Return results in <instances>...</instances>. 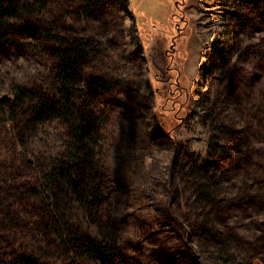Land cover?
I'll use <instances>...</instances> for the list:
<instances>
[{
	"label": "rangeland",
	"instance_id": "374dc122",
	"mask_svg": "<svg viewBox=\"0 0 264 264\" xmlns=\"http://www.w3.org/2000/svg\"><path fill=\"white\" fill-rule=\"evenodd\" d=\"M75 11L70 27L96 55L82 79L111 86L97 91L103 217L124 264H264V0H108L93 20ZM26 43L0 53L2 100L48 75ZM56 133L37 128L30 153L54 150ZM8 253L0 241V264Z\"/></svg>",
	"mask_w": 264,
	"mask_h": 264
},
{
	"label": "trees",
	"instance_id": "16d2710c",
	"mask_svg": "<svg viewBox=\"0 0 264 264\" xmlns=\"http://www.w3.org/2000/svg\"><path fill=\"white\" fill-rule=\"evenodd\" d=\"M106 1L0 0V53L32 39L49 65L42 83L14 85L12 97H0V241L8 264H124L103 217L105 122L97 98L111 86L84 83L95 46L70 27L74 5L93 20ZM42 126L57 129L58 145L30 153Z\"/></svg>",
	"mask_w": 264,
	"mask_h": 264
},
{
	"label": "water",
	"instance_id": "95a60500",
	"mask_svg": "<svg viewBox=\"0 0 264 264\" xmlns=\"http://www.w3.org/2000/svg\"><path fill=\"white\" fill-rule=\"evenodd\" d=\"M3 99H5V97H3Z\"/></svg>",
	"mask_w": 264,
	"mask_h": 264
}]
</instances>
